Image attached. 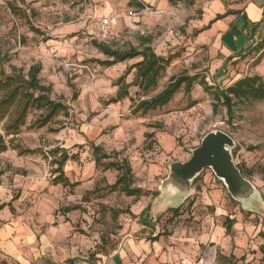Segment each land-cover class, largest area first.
<instances>
[{
	"label": "rangeland",
	"instance_id": "obj_1",
	"mask_svg": "<svg viewBox=\"0 0 264 264\" xmlns=\"http://www.w3.org/2000/svg\"><path fill=\"white\" fill-rule=\"evenodd\" d=\"M205 7L203 0H0V80L2 73L27 80L30 68L41 66V86L65 106L42 127L44 110L30 109L19 129L11 127L17 106L0 112V146L6 148L0 153V205L35 236L33 247L22 246L29 264H108L126 235L136 237L141 212L151 207L152 213L170 165L190 160L216 131L233 139L234 162L257 191L255 209L243 208L206 169L186 204L159 218L161 231L191 228L195 216H213L217 207L241 214L243 223L264 225V102L234 100L230 121L213 95L246 77L264 80V40L225 72H212L208 47L199 42ZM108 16L118 24L104 38L97 23ZM100 44L120 52L150 47L170 64L146 93L134 85V66L143 58L108 67L112 59ZM122 77L128 96L114 102ZM182 77L196 79L189 92L184 84L168 105L137 109ZM6 95L0 87V102ZM94 147L108 156L103 164L129 163L133 188L142 196L113 188L121 174L97 166ZM61 172L67 185L56 181Z\"/></svg>",
	"mask_w": 264,
	"mask_h": 264
},
{
	"label": "crops",
	"instance_id": "obj_2",
	"mask_svg": "<svg viewBox=\"0 0 264 264\" xmlns=\"http://www.w3.org/2000/svg\"><path fill=\"white\" fill-rule=\"evenodd\" d=\"M203 1L206 7L199 42L208 47L211 71L225 72L228 64L264 40V0ZM154 199L152 213L151 207L144 210L141 216L146 211L145 217L133 225L136 237L126 235L108 264H264L263 221L258 226L243 223L241 214H228L217 207L213 216L203 220L195 216L191 228L165 235L159 218L179 210L188 199L177 206L163 191ZM0 217L5 221L0 224V264H29L31 256L22 246L33 247L35 236L26 233L8 205H0Z\"/></svg>",
	"mask_w": 264,
	"mask_h": 264
},
{
	"label": "trees",
	"instance_id": "obj_3",
	"mask_svg": "<svg viewBox=\"0 0 264 264\" xmlns=\"http://www.w3.org/2000/svg\"><path fill=\"white\" fill-rule=\"evenodd\" d=\"M169 1L172 3V0ZM137 5L140 8L144 7L139 4ZM190 5H194V2L191 1ZM220 18L222 17H218L217 19ZM98 48L102 53L112 59V61L104 64L108 67L142 57V62L134 66V69H136V79L134 85L139 86V88L146 93L156 88L158 79L170 64V60L157 56L150 47L145 48L141 52L136 49H131L127 52L112 51L104 44L98 45ZM41 70V66L31 67L27 74V80L23 76H5V74L2 73L3 77L0 80V87L7 89V95L0 102V112L2 113L3 111L4 115L11 107H18L17 118L11 126L14 127V129H19L24 124L27 113L30 109L44 110L46 112V115L40 120V127L45 126L48 122H51L53 118L65 110V106L63 104L55 102L50 98V88L41 86L38 78ZM195 80L196 79L189 77L178 78L176 81L171 82L168 87L156 97L151 100L141 102L137 109L143 110V113H147L149 111H155L162 108L171 102L173 97L180 91L184 84L189 92L192 89ZM123 81L124 78H120L119 85L121 86L114 102H119L128 96L129 86L123 84ZM202 85L205 87L206 91H209V87H207L205 83ZM213 95L214 99L226 108L227 115L231 121L234 119V100L264 102V80L259 76L246 77L238 80L225 91H218ZM213 107L214 113H217L216 104ZM135 111L137 112V110ZM3 149L6 148L4 146H0V153ZM101 153L102 149L100 147H94L95 164L97 166L105 165L106 169H115L121 174L113 188L120 187L121 190L129 197L142 196L143 192L141 189L133 188V175L129 163L109 162L108 164H103V161H107L109 158L105 154L101 155ZM67 159L68 156L63 158L59 164V169H61ZM238 168L242 175L247 178L241 168ZM56 181H58L57 183H66L67 185V179L63 177L62 172L56 178ZM230 229L231 227L228 224L227 230L230 231Z\"/></svg>",
	"mask_w": 264,
	"mask_h": 264
},
{
	"label": "water",
	"instance_id": "obj_4",
	"mask_svg": "<svg viewBox=\"0 0 264 264\" xmlns=\"http://www.w3.org/2000/svg\"><path fill=\"white\" fill-rule=\"evenodd\" d=\"M233 147L234 141L228 134L221 131L207 134L192 152L190 160L170 165V173L162 184L163 192L179 206L191 197L194 180L206 169H211L236 202L249 211L255 209L256 188L235 164Z\"/></svg>",
	"mask_w": 264,
	"mask_h": 264
},
{
	"label": "built area",
	"instance_id": "obj_5",
	"mask_svg": "<svg viewBox=\"0 0 264 264\" xmlns=\"http://www.w3.org/2000/svg\"><path fill=\"white\" fill-rule=\"evenodd\" d=\"M117 24H118L117 18H115L114 16H108L102 18L97 23V31L99 35L106 38L109 35L111 29L117 26Z\"/></svg>",
	"mask_w": 264,
	"mask_h": 264
}]
</instances>
